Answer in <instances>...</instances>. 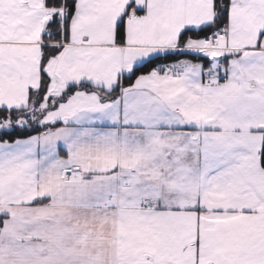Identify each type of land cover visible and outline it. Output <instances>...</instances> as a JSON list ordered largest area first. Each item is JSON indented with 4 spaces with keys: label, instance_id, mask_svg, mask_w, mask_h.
I'll list each match as a JSON object with an SVG mask.
<instances>
[{
    "label": "snow or ice",
    "instance_id": "1",
    "mask_svg": "<svg viewBox=\"0 0 264 264\" xmlns=\"http://www.w3.org/2000/svg\"><path fill=\"white\" fill-rule=\"evenodd\" d=\"M0 264H264V0H0Z\"/></svg>",
    "mask_w": 264,
    "mask_h": 264
},
{
    "label": "trees",
    "instance_id": "2",
    "mask_svg": "<svg viewBox=\"0 0 264 264\" xmlns=\"http://www.w3.org/2000/svg\"><path fill=\"white\" fill-rule=\"evenodd\" d=\"M166 62H170V61H166ZM127 83H129V82H126V85H127ZM32 134H36L35 132H32Z\"/></svg>",
    "mask_w": 264,
    "mask_h": 264
}]
</instances>
